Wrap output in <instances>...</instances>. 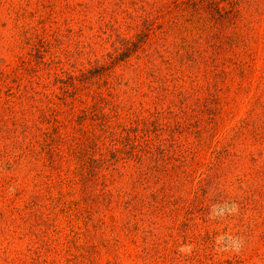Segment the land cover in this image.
<instances>
[{
	"label": "trees",
	"instance_id": "16d2710c",
	"mask_svg": "<svg viewBox=\"0 0 264 264\" xmlns=\"http://www.w3.org/2000/svg\"><path fill=\"white\" fill-rule=\"evenodd\" d=\"M235 2L218 18L208 0H102L77 31L22 30L15 64L0 70V143L10 142L3 148L19 153L21 164L45 181V195L33 196L34 209L42 196L59 204L63 188L57 197L51 193L65 185L77 188L78 205L97 207L102 218L136 219L145 205L139 188L155 189V176L166 181L155 193L162 199L183 187L186 157L195 147L189 132L196 127L197 141L204 140L202 127L216 116L217 104L212 94L178 86L173 61L206 80L226 78L233 61L225 56L244 41ZM198 42L212 44L203 51ZM236 69L245 77L242 64ZM144 84L152 109H136L131 101L132 90L140 93Z\"/></svg>",
	"mask_w": 264,
	"mask_h": 264
},
{
	"label": "rangeland",
	"instance_id": "374dc122",
	"mask_svg": "<svg viewBox=\"0 0 264 264\" xmlns=\"http://www.w3.org/2000/svg\"><path fill=\"white\" fill-rule=\"evenodd\" d=\"M232 1L241 6L236 26L244 41L225 56L233 61L226 78L206 80L173 61L178 86L193 87L201 97L212 94L217 104L216 116L202 127L205 139L197 141L196 127L189 132L195 147L192 157L180 158H187L183 187L162 199L155 193L166 181L155 176V189L139 188L145 205L136 219H121V213L102 218L97 207L78 205L77 188L65 185L51 193L57 197L63 188L59 204L42 196L34 209L33 196L47 191L45 181L21 164L19 153L3 148L10 142L0 143V264H264V0H208V7L212 2L219 18ZM99 2L0 0V70L15 64L13 46L24 28L77 31ZM211 44L198 42L203 51ZM99 58L100 53L91 60ZM141 88L132 90L133 107L152 109L153 94L145 84Z\"/></svg>",
	"mask_w": 264,
	"mask_h": 264
}]
</instances>
